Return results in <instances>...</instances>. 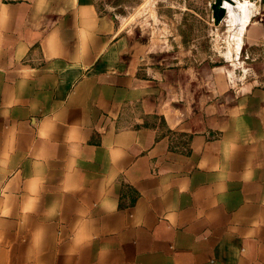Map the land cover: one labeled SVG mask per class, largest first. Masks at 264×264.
I'll return each instance as SVG.
<instances>
[{"label":"crops","instance_id":"0c3cea01","mask_svg":"<svg viewBox=\"0 0 264 264\" xmlns=\"http://www.w3.org/2000/svg\"><path fill=\"white\" fill-rule=\"evenodd\" d=\"M257 4L251 76L193 81L104 0H0V264H264Z\"/></svg>","mask_w":264,"mask_h":264},{"label":"rangeland","instance_id":"374dc122","mask_svg":"<svg viewBox=\"0 0 264 264\" xmlns=\"http://www.w3.org/2000/svg\"><path fill=\"white\" fill-rule=\"evenodd\" d=\"M213 1L104 0V9L117 18L122 35L130 46L148 49L145 58H150L151 64L161 63L162 67L171 68L181 62L192 68L188 79L193 81L197 69L203 71L200 74L204 79L209 78L211 69L219 70L220 76L230 70L236 80L248 79L251 74L247 68L259 60H254L245 50L236 51L238 27L231 22L233 16L243 14L244 5L246 16L258 17L257 1L232 0L234 5L224 3L227 17L225 15L217 26L212 19Z\"/></svg>","mask_w":264,"mask_h":264},{"label":"water","instance_id":"95a60500","mask_svg":"<svg viewBox=\"0 0 264 264\" xmlns=\"http://www.w3.org/2000/svg\"><path fill=\"white\" fill-rule=\"evenodd\" d=\"M224 1L230 2V0H214L211 3L212 19L215 26L219 25L226 15V10L223 6ZM254 1H257L258 3V0H254Z\"/></svg>","mask_w":264,"mask_h":264},{"label":"bare ground","instance_id":"6f19581e","mask_svg":"<svg viewBox=\"0 0 264 264\" xmlns=\"http://www.w3.org/2000/svg\"><path fill=\"white\" fill-rule=\"evenodd\" d=\"M249 1H254V0H249ZM224 3H227V4H230V5H234V2L232 1V0H230V2L229 1H224L223 2V6H224ZM242 7V6H241ZM225 8V7H224ZM225 10H226V8H225ZM226 13H227V10H226ZM243 22V21H242ZM243 26V25H242Z\"/></svg>","mask_w":264,"mask_h":264}]
</instances>
